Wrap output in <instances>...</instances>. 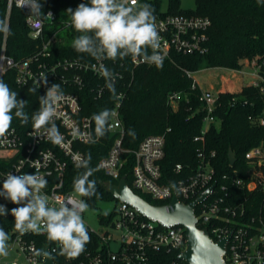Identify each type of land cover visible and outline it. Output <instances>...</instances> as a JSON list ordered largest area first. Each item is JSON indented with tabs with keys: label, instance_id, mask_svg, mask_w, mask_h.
<instances>
[{
	"label": "built area",
	"instance_id": "built-area-1",
	"mask_svg": "<svg viewBox=\"0 0 264 264\" xmlns=\"http://www.w3.org/2000/svg\"><path fill=\"white\" fill-rule=\"evenodd\" d=\"M83 3L88 4L90 0H84ZM13 5L30 11L28 6H21L22 0H8V12L12 10ZM43 12L51 13V17L44 15L33 17L29 14L26 18L30 35L34 38L43 37L47 26L59 22L54 9ZM154 16L161 37L158 51L165 58L171 55L172 50L183 53L207 51L208 30L212 25L210 17L186 13ZM69 24L70 19L65 20L62 27L68 28ZM63 28L50 33L34 56L16 60L7 54L5 49L0 54V79L7 70L14 69L16 83L20 86L29 82L35 83L41 80L43 75L47 76V79L56 80L64 92L65 98L60 103L55 118V123L65 138L61 145L52 144L43 135L34 136L32 128L22 133L13 127L14 134L9 135L6 141H0V152H5L0 154V158L4 159V164L0 165V189L6 174H35L36 167H39L40 174L48 180L43 192L51 198L50 203L55 206L68 197L84 200L83 196H78L73 188L67 187L65 172L69 164L75 166L73 160L75 154L85 158V152L79 144L91 142H87V138L83 141L74 139L70 135L72 125L75 123L81 132L91 134L95 142L102 139L95 136L93 114L84 112L81 91L90 88L96 97H101L106 91L105 80L98 72L99 63H103L113 72L116 77L115 82L124 76L121 71L111 69L108 59L98 62L93 58L86 60L62 57L50 61L53 56L51 47L61 40L60 32ZM130 59L135 65L141 64L139 60H133L132 57ZM248 62L253 67V80L250 83L257 86L264 94V77L260 73L264 65V57L254 58ZM186 73L194 79L192 87H199L201 90L198 95L205 112L201 133L194 137L198 143V163L192 172L184 174L185 167L182 163H177L175 170L183 176L176 181L164 180L161 162L166 154V133L147 135L137 148L125 147V124L121 107L126 93L123 90L117 92L122 96L120 99H115L111 109L114 113L109 121L111 124L109 131L114 135L111 148L99 161V166L108 176L117 180L114 183H118L124 177L122 169L125 162L129 159V155L133 156L132 185H129L137 193L145 192L154 199L164 200L165 203L162 205H166L167 212L174 210L172 201L175 194L182 202L189 204L210 189L209 195L195 207L197 225L209 229L210 236L215 241L227 238L224 258L228 264H264V147L254 146L246 152L250 164L246 178L236 173H224L218 176L212 163L216 151L207 149L206 133L211 124L217 121L215 110L220 91L202 86L195 79L196 72L187 70ZM42 86H45L43 81L40 82V87ZM179 94L169 95V104L173 110L178 108ZM233 101L235 102L236 98ZM259 122L264 126V114ZM169 130L171 128H168ZM240 189L249 192L250 196L245 198L239 196ZM259 196L263 198L257 203ZM1 199L4 205L13 204L4 197ZM116 200L117 203L110 212L99 216L102 229L96 230L87 226L88 232L93 233L97 238V247L85 249L75 258L61 255V264H157L153 260V254L162 250L175 251L177 259L158 264H188L179 257L188 244L187 231L183 224L163 223L145 215L123 200L118 198ZM28 235L34 234L29 232L23 235L19 233L15 236L9 235L13 242L8 248L9 254L11 250L17 249L26 257L29 264H43V255L34 256L32 252L33 248L40 250L37 241L28 238ZM114 240L118 243V248L115 250L112 249ZM48 243L55 258L60 246L54 242ZM4 258L6 257H0V264H21L17 259L4 262Z\"/></svg>",
	"mask_w": 264,
	"mask_h": 264
},
{
	"label": "trees",
	"instance_id": "trees-1",
	"mask_svg": "<svg viewBox=\"0 0 264 264\" xmlns=\"http://www.w3.org/2000/svg\"><path fill=\"white\" fill-rule=\"evenodd\" d=\"M84 0H41L43 11L54 9L59 17L57 24L49 25L45 29L43 37L34 38L30 35V29L26 23L29 11L14 6L8 12V0H0V20H7L11 35L0 32V54L3 49L16 60L34 56L43 40L53 31L63 28L62 23L70 19L67 9L73 10ZM140 3H149L154 9V15L167 13L201 14L210 17L212 25L208 30L207 51L183 53L172 50L171 55L164 59L163 66L141 63L135 65L131 62V56L108 63L112 70L121 71L124 76L115 82L116 92L125 91L121 113L125 124L124 145L128 148H137L147 135L166 133V154L161 162V168L165 181H176L183 175L175 170L177 163L185 167L184 174H189L198 163L197 146L194 137L201 133L204 125L205 112L203 103L199 99L201 90L193 88V77L186 71L197 72L205 68L221 67L226 69L243 70L248 61L254 58L264 57V0H196L195 9H184L181 0H169V8L162 11L160 0H140ZM61 40L52 45L53 56L50 61L65 57H77L80 59H92L88 54L78 53L73 48V39L79 35L73 28H63L60 32ZM151 51V50H149ZM264 77V65L260 69ZM9 87L17 92V98L27 101L26 111L31 114L39 110L40 97L46 94L47 88L52 84H59L54 79H47V85L39 87L33 95L29 88L34 83L26 85L16 83V71L9 69L1 77ZM96 80V79H94ZM61 86V85H60ZM180 93L178 108L173 110L169 104V95ZM84 112L96 114L104 109H111L115 99L108 89L101 97L87 88L81 91ZM236 98L234 102L233 99ZM245 101H247L245 103ZM264 114V94L260 89L248 83L239 92L222 90L219 93L218 106L215 110L217 121L211 124L206 133L207 149L215 150L213 159L218 176L224 173L237 174L246 178L250 164L246 158V152L254 146L264 147V126L259 122ZM12 127L24 133L31 129L29 124L24 126L18 119H13ZM168 128L171 130L168 131ZM134 133V135H131ZM114 135L108 130L99 142L79 144L85 152V158L90 154L89 167L94 169L89 177L96 183V194L83 196L87 204L96 205L103 198H115L105 189V182L117 180L108 176L99 166V161L108 154ZM233 149L237 154L234 165H230L229 150ZM4 159L0 158V165ZM134 160L129 155L122 169V176H127V181L132 185V168ZM85 171L69 164L65 172V181L68 188H73V180ZM239 196L249 197V192L239 190ZM145 199L153 204L162 205L164 200L154 199L151 195L138 191ZM263 197L257 198V203ZM0 205L4 201L0 197ZM8 215L0 216V227L10 236L18 233L14 230V217L11 209L13 204L4 205ZM90 241L85 249L96 248L97 238L89 233ZM37 241L39 249L50 242L46 235H28ZM155 263H169L177 259L175 251L166 250L154 252ZM61 255L55 253V260L61 264Z\"/></svg>",
	"mask_w": 264,
	"mask_h": 264
},
{
	"label": "clouds",
	"instance_id": "clouds-1",
	"mask_svg": "<svg viewBox=\"0 0 264 264\" xmlns=\"http://www.w3.org/2000/svg\"><path fill=\"white\" fill-rule=\"evenodd\" d=\"M21 6L29 7L30 16L51 17V13L43 12L41 0H22ZM67 13L70 14L68 26L79 33L73 39V48L78 53L88 54L98 62L131 56L141 63L154 64L158 68L163 66L165 57L158 51L161 37L151 4L140 3V0H90L88 4L80 3L75 10L67 9ZM0 32L6 36L11 35L7 20H0ZM98 72L112 96L120 99L122 94L118 95L116 92V77L113 72L103 63H99ZM41 81L47 85V76L42 75L41 80L29 88L30 94L37 92ZM64 98L60 84H52L47 88L46 94L40 97L39 110L29 117L26 111L27 101L18 99L17 92L0 79V141H6L9 135L14 134L13 119H18L24 126L31 119L34 136L43 135L52 144L61 145L65 138L56 125L55 118ZM113 115L108 109L93 114L96 138L103 137L110 130L109 121ZM70 135L74 139L83 141L87 138V142H95L91 134L81 132L75 123L70 129ZM73 160L76 168L85 169L73 180L74 192L78 196L95 195L96 183L89 179L95 171L89 167L90 154L87 158L75 154ZM4 177L0 197L18 205L11 209L17 233L44 234L48 241L60 246L59 254L67 258H75L85 250L90 236L83 219V213L88 210V204L84 200L68 197L58 206L51 204V198L43 192L48 180L40 174L39 167H36L35 174L8 173ZM8 212L4 205H0V216H6ZM9 240V234L0 227V257L8 256ZM32 252L34 256H49V253L34 248Z\"/></svg>",
	"mask_w": 264,
	"mask_h": 264
},
{
	"label": "water",
	"instance_id": "water-1",
	"mask_svg": "<svg viewBox=\"0 0 264 264\" xmlns=\"http://www.w3.org/2000/svg\"><path fill=\"white\" fill-rule=\"evenodd\" d=\"M236 160L237 154L231 148L229 150L230 165H234ZM105 189L109 194L138 208L152 219H158L166 224H183L187 231L188 244L179 257L188 264H228L224 258L227 238L215 241L210 236L209 229L200 228L197 225L195 207L209 195L210 189L189 204L182 202L175 194L172 201L174 210L169 212L166 211V205L153 204L137 193L129 185L127 176L122 177L118 183L106 181ZM42 251L49 253L47 258L43 256V264H57L50 243H46Z\"/></svg>",
	"mask_w": 264,
	"mask_h": 264
},
{
	"label": "rangeland",
	"instance_id": "rangeland-1",
	"mask_svg": "<svg viewBox=\"0 0 264 264\" xmlns=\"http://www.w3.org/2000/svg\"><path fill=\"white\" fill-rule=\"evenodd\" d=\"M162 11H167L169 8V0H160ZM181 6L184 9H195L196 0H181ZM246 63L243 68L244 72H237L228 70L225 68H205L203 70L197 71L194 76L195 79L206 86L209 89H214L218 91L227 90L231 92V90H237L241 86H245L253 80L252 72L253 67ZM213 87H212V86ZM210 86V87H208ZM5 152H0L3 154ZM116 198H103L100 199L96 205L88 204V210L83 214V219L86 226H90L96 230L102 229L103 225L99 220V216L104 213L110 212L116 205ZM9 247L13 245V242L8 241ZM118 243L114 240L112 241V249H117ZM17 259L21 264H29L26 257L20 254L17 249L11 250L10 254L4 258L5 261Z\"/></svg>",
	"mask_w": 264,
	"mask_h": 264
},
{
	"label": "crops",
	"instance_id": "crops-1",
	"mask_svg": "<svg viewBox=\"0 0 264 264\" xmlns=\"http://www.w3.org/2000/svg\"><path fill=\"white\" fill-rule=\"evenodd\" d=\"M201 84V83H200ZM202 86H204L203 84H202ZM212 86V85H211ZM206 87V86H205ZM208 87H210V86H208ZM213 87V86H212ZM242 86L239 88V89H237V90H231L232 92H239V91H241L242 90Z\"/></svg>",
	"mask_w": 264,
	"mask_h": 264
}]
</instances>
